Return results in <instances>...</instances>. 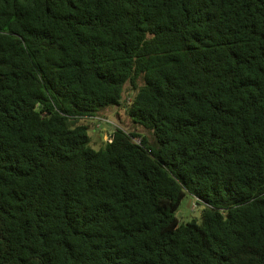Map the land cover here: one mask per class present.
I'll use <instances>...</instances> for the list:
<instances>
[{
	"label": "trees",
	"instance_id": "trees-1",
	"mask_svg": "<svg viewBox=\"0 0 264 264\" xmlns=\"http://www.w3.org/2000/svg\"><path fill=\"white\" fill-rule=\"evenodd\" d=\"M0 264H264V0H0Z\"/></svg>",
	"mask_w": 264,
	"mask_h": 264
},
{
	"label": "rangeland",
	"instance_id": "rangeland-1",
	"mask_svg": "<svg viewBox=\"0 0 264 264\" xmlns=\"http://www.w3.org/2000/svg\"><path fill=\"white\" fill-rule=\"evenodd\" d=\"M141 84L142 83H140V85ZM134 96L135 92L127 86L121 105L118 107L108 108L99 114L101 117L108 118L111 121L110 124L90 118L83 119L81 121L82 124L90 127V145L93 149L99 150L104 147L106 142L109 141V134L111 135L116 128H121L127 132H137L141 136H146L151 143L154 142L152 134L139 126H136L127 114V109L129 108ZM98 125L100 126L98 127ZM203 209L204 206L198 205L196 198L188 193L182 201L176 215L181 224H187L192 221H196L198 224H201V213Z\"/></svg>",
	"mask_w": 264,
	"mask_h": 264
},
{
	"label": "built area",
	"instance_id": "built-area-1",
	"mask_svg": "<svg viewBox=\"0 0 264 264\" xmlns=\"http://www.w3.org/2000/svg\"><path fill=\"white\" fill-rule=\"evenodd\" d=\"M96 120L100 121V122H104V123H111V121L109 119H105L103 117H96ZM100 125H98L99 127Z\"/></svg>",
	"mask_w": 264,
	"mask_h": 264
}]
</instances>
